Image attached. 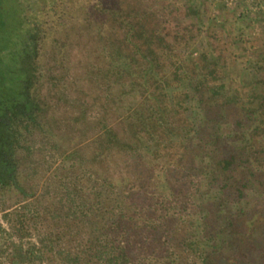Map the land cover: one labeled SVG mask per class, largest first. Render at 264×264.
<instances>
[{
	"label": "trees",
	"instance_id": "16d2710c",
	"mask_svg": "<svg viewBox=\"0 0 264 264\" xmlns=\"http://www.w3.org/2000/svg\"><path fill=\"white\" fill-rule=\"evenodd\" d=\"M87 1L0 0V195L22 200L0 205V260L264 264V92L231 95L146 21L108 41L136 72L105 66V94L87 64L66 75Z\"/></svg>",
	"mask_w": 264,
	"mask_h": 264
},
{
	"label": "rangeland",
	"instance_id": "374dc122",
	"mask_svg": "<svg viewBox=\"0 0 264 264\" xmlns=\"http://www.w3.org/2000/svg\"><path fill=\"white\" fill-rule=\"evenodd\" d=\"M257 1L262 2V0ZM177 3L180 8L177 11L182 16L177 17L176 20L182 18L184 21H190L189 29L186 27L184 30L186 37H190L189 43L186 48H182V54L194 63H198L201 68L209 70L214 67L218 72L215 83L231 89V95L236 94L241 101L251 98L253 88L264 92V10L261 6L253 8V5L246 0H235L230 4L224 0H177ZM13 5L10 1L7 9L12 11ZM66 37L69 38L68 41L75 39L73 34ZM66 64L68 68L65 70L69 71L65 74L73 75L74 63L67 60ZM80 88L85 96L92 98L93 90L90 86L86 84L81 87L75 79L73 91ZM250 117L254 119L252 114ZM224 121H222L223 133H226L224 127L227 124ZM252 123L254 126L259 122ZM84 143L81 142L79 145ZM250 198L256 201L259 197L254 194ZM0 224L10 231L1 211ZM36 237L37 231L32 230L30 237L23 241H36ZM0 264H9V262L0 260Z\"/></svg>",
	"mask_w": 264,
	"mask_h": 264
},
{
	"label": "flooded vegetation",
	"instance_id": "af4514ba",
	"mask_svg": "<svg viewBox=\"0 0 264 264\" xmlns=\"http://www.w3.org/2000/svg\"><path fill=\"white\" fill-rule=\"evenodd\" d=\"M177 0H88L85 3L82 13L77 15L79 28H75L72 32L74 40L70 43V52L73 54L71 62L74 63L73 73L83 72V65L87 64L91 71L100 78L99 89L105 94V66L111 65L113 68L121 70L124 73L136 72L131 60V52L124 49V46L118 44L117 47L109 48L108 41L114 42L123 39L124 33H127L129 25L135 24L134 30L141 32L140 26L144 22H150V26L155 32V41L163 45L161 31L166 28L170 34L176 30L183 33L185 28L189 29L185 15L183 18L176 20L182 16L177 11L180 9ZM197 14V10H195ZM198 24V23H197ZM140 27V28H139ZM131 33H133L131 31ZM183 50V49H182ZM181 50V51H182ZM183 53V52H182ZM168 58L174 59L166 52ZM185 57V54H183ZM66 68L67 64H66ZM93 73L91 76H93ZM92 89L93 84H87ZM81 89V88H80ZM98 89V88H97ZM97 91V90H96ZM100 93V92H99ZM95 95L93 90L92 96ZM89 99L90 97L87 96ZM22 201L17 197H6L0 195V205L14 207V201ZM7 208V209H11Z\"/></svg>",
	"mask_w": 264,
	"mask_h": 264
},
{
	"label": "built area",
	"instance_id": "2783aa9c",
	"mask_svg": "<svg viewBox=\"0 0 264 264\" xmlns=\"http://www.w3.org/2000/svg\"><path fill=\"white\" fill-rule=\"evenodd\" d=\"M224 1L230 4L232 1H235V0H224ZM246 2L251 3V5H253V8H256L258 5H260L261 8L264 10V0H262L261 3H259L257 0H246Z\"/></svg>",
	"mask_w": 264,
	"mask_h": 264
}]
</instances>
